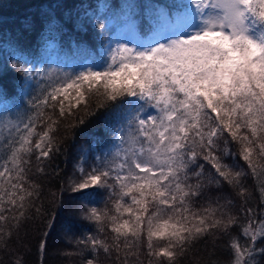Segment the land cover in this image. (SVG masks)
<instances>
[{
    "label": "snow or ice",
    "instance_id": "1",
    "mask_svg": "<svg viewBox=\"0 0 264 264\" xmlns=\"http://www.w3.org/2000/svg\"><path fill=\"white\" fill-rule=\"evenodd\" d=\"M174 7L181 11L146 9L154 16L151 42L138 46L113 40L112 21L84 11L107 43L98 62L78 71L13 64L31 112H0V136L7 133L0 248L31 219L39 198L28 176L32 158L42 165L60 151L62 124L83 125L81 113L105 110L119 117L107 125L110 146L87 169L83 157L67 184L94 228L78 245L115 254V264H142L145 250L149 264H179L195 242L239 227L245 239L230 237V264H258L257 254L264 256V220L242 204V223L232 201L221 204L211 191L228 185L246 202L251 175L264 194V0H179ZM106 8L100 4L99 12ZM126 19L135 30L132 15ZM101 190L106 198L97 202Z\"/></svg>",
    "mask_w": 264,
    "mask_h": 264
},
{
    "label": "trees",
    "instance_id": "2",
    "mask_svg": "<svg viewBox=\"0 0 264 264\" xmlns=\"http://www.w3.org/2000/svg\"><path fill=\"white\" fill-rule=\"evenodd\" d=\"M179 0H0V112L15 116L17 110L31 112L25 96L24 83L13 64L33 67L46 63V57L55 52L57 57L77 62L86 58L87 64L99 61L101 48L105 40L98 38L94 29L83 16L84 11L91 14L110 16L113 22L126 20L128 14L136 21L135 33L137 46L150 41L152 33L148 30L154 16L146 9L165 8L170 12L181 9L174 7ZM100 4H106L104 12H99ZM78 23V24H77ZM115 25H111L108 34ZM49 41L53 46L48 48ZM145 45V44H144ZM48 50L50 53H48ZM65 63L63 60H58ZM27 62V63H26ZM65 71H76L77 66H52ZM78 70V69H77ZM80 70V69H79ZM153 111V110H149ZM85 123L75 126H60L57 142L60 148L50 160L38 165L33 157L28 166L30 181L40 187L39 198L31 209L28 219L17 232H14L7 247L0 248V264H85L89 258L94 264H115V254L109 259L102 250L97 253L83 248L76 243L89 233H94L93 226L82 219L81 201L71 198L67 191L70 178L79 176L77 166L86 157L87 169L97 155L106 146H110L113 132L107 126L109 121L118 123L115 113L98 110L95 115L80 114ZM7 138L5 132L0 136V145ZM0 146V152H4ZM203 163V161H201ZM243 164V161H240ZM43 167L38 172L37 167ZM244 184L248 190L246 202L232 188L223 185L213 188V198L222 197L220 203L231 200V211L242 223H247L248 216L241 211V206L252 208L259 222L264 220V194L261 181L249 175ZM91 191V190H90ZM106 198V193L98 191L96 201ZM207 204V199L197 201L198 210ZM39 208V213L36 211ZM230 237H237L240 242L245 238L239 227H233L228 235L218 233L195 242L177 259L179 264H230L232 253ZM41 242L45 247L41 249ZM258 247L262 246L257 242ZM142 264H149L146 250L141 254ZM258 264H264V256L257 254Z\"/></svg>",
    "mask_w": 264,
    "mask_h": 264
},
{
    "label": "rangeland",
    "instance_id": "3",
    "mask_svg": "<svg viewBox=\"0 0 264 264\" xmlns=\"http://www.w3.org/2000/svg\"><path fill=\"white\" fill-rule=\"evenodd\" d=\"M108 19H110L112 21V25L114 24L116 27L115 29L112 30V32L110 34H108L110 37H112L113 40H120L123 43H127L129 46H137L135 43H132L133 41L136 40V33L135 30H133L128 22L127 19L126 20H122V17L120 20H118V22H113L112 18H110V16H108ZM78 24V23H77ZM92 25L90 24V27ZM151 37V36H150ZM151 41H146L143 42L145 45H148ZM107 43V41L104 42V44ZM103 44V45H104ZM53 46V41H49L48 44V48H51ZM101 50V54H103L102 48ZM48 53H50V51L48 50ZM47 61L45 63V65L43 66V63H38L37 65H33V67H39L42 69H46L48 67H52V66H66V67H75L77 66L78 70L84 66L85 64H87L86 62V58H84L83 60L77 62L76 64L72 63V61L70 60H66L63 59L61 57H57V54L55 52L50 53L46 58ZM86 59V60H85ZM58 60H63L65 61V63H61ZM76 69V71H78ZM150 110V109H149Z\"/></svg>",
    "mask_w": 264,
    "mask_h": 264
}]
</instances>
